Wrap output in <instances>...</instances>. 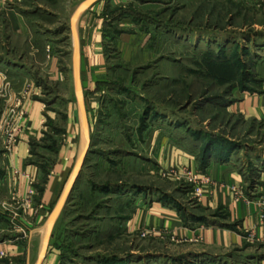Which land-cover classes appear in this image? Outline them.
<instances>
[{
	"label": "rangeland",
	"instance_id": "rangeland-1",
	"mask_svg": "<svg viewBox=\"0 0 264 264\" xmlns=\"http://www.w3.org/2000/svg\"><path fill=\"white\" fill-rule=\"evenodd\" d=\"M106 6L103 106L91 110L84 96L90 144L76 95L73 38L52 45L70 54L66 81L46 97L60 121L33 147L32 159L41 172L51 170L65 113L74 110L79 127L74 169L86 147L88 155L49 247L58 250L60 264H177L179 244L126 232L115 215L126 216L137 195L157 188L184 199L191 192L190 183L163 177L146 158L141 139L150 130L188 129L228 140L244 152L243 164L264 158V123L227 109L236 94L257 85L255 66L264 61V0H108ZM3 109L0 104V116ZM2 135L0 130V239L22 236L24 242L30 235L21 219L26 210L4 177Z\"/></svg>",
	"mask_w": 264,
	"mask_h": 264
},
{
	"label": "crops",
	"instance_id": "crops-1",
	"mask_svg": "<svg viewBox=\"0 0 264 264\" xmlns=\"http://www.w3.org/2000/svg\"><path fill=\"white\" fill-rule=\"evenodd\" d=\"M86 1L0 0V46L6 47L0 51V86L7 83L12 95L19 94L27 84L40 91L24 104L28 120L4 168L7 184L14 186L13 191L21 199L31 180L37 189L32 208L21 218L30 235L24 242L22 236L0 239V254H5L0 257V264L37 263L36 256L38 259L47 236L44 229L48 213L74 171L79 138L75 110L65 113L64 133L40 191L42 172L32 157L34 144L45 137L51 122L60 121L58 108L51 107L46 97L48 90L66 81L68 67L64 62L70 54L67 49L62 51L52 45L73 38L75 51L72 18ZM106 4L107 0H96L76 23L84 96L88 108L97 111L105 97L104 90L99 88L103 82L100 75L108 67L104 37ZM60 34L63 38L59 41L50 38ZM255 71L259 81L253 91H240L227 109L247 121L264 123L263 60ZM141 145L158 173L187 168L203 181L191 184L187 199L163 188L137 195L126 216L115 215L122 219V229L138 234L154 229L152 236L179 244V262L169 257L177 264H264L263 157L243 164L242 150L180 128L150 130L146 137L142 136ZM41 264H60L58 250L49 247Z\"/></svg>",
	"mask_w": 264,
	"mask_h": 264
},
{
	"label": "built area",
	"instance_id": "built-area-1",
	"mask_svg": "<svg viewBox=\"0 0 264 264\" xmlns=\"http://www.w3.org/2000/svg\"><path fill=\"white\" fill-rule=\"evenodd\" d=\"M40 91L33 88L31 84H27L19 94L12 95L11 89L7 83L0 86V104L3 105V112L0 116V130L4 139L5 159L13 152L19 138L25 128L28 118V112L24 107L26 101L33 95H38ZM163 177L174 178L190 184H200L203 180L199 174L190 171L187 168H171L162 170ZM30 188L22 198V204L26 211L32 208L34 196L37 194V189L34 182L30 181ZM155 233L154 229H144L140 232L143 236H151ZM5 254H0L3 257Z\"/></svg>",
	"mask_w": 264,
	"mask_h": 264
},
{
	"label": "water",
	"instance_id": "water-1",
	"mask_svg": "<svg viewBox=\"0 0 264 264\" xmlns=\"http://www.w3.org/2000/svg\"><path fill=\"white\" fill-rule=\"evenodd\" d=\"M96 0H88L86 1L80 8L76 11L72 18V29L74 33L75 39V51H74V78H75V87H76V95L78 98L79 106L82 113V124L84 128V136L86 137L87 144H90V129H89V121L86 113L85 108V99H84V91L82 87V81H81V70H80V49H79V42H78V36L76 31V23L80 17V14L86 10L93 2ZM88 155V148L86 147L82 156L79 158L78 163L75 167V171L72 174V177L70 178L67 187L65 188L64 192L62 193L57 205L53 209L50 219H48L47 227H48V236H46V239H44L43 247L41 251V256L38 264H41L44 260V257L46 256L51 238L53 236V231L55 228V225L61 216L66 204L68 203L69 197L71 193L73 192V189L75 187V184L77 180L80 178L82 169L86 160V156Z\"/></svg>",
	"mask_w": 264,
	"mask_h": 264
},
{
	"label": "trees",
	"instance_id": "trees-1",
	"mask_svg": "<svg viewBox=\"0 0 264 264\" xmlns=\"http://www.w3.org/2000/svg\"><path fill=\"white\" fill-rule=\"evenodd\" d=\"M108 1V0H107ZM105 15H106V13H105ZM104 37H105V39H106V36H105V32H104ZM107 40V39H106ZM105 40V41H106ZM106 48V47H105ZM259 81V80H258ZM102 83L103 82H101L100 84H99V88H100V90H103L104 88L102 87ZM255 87V86H254ZM254 87H250V88H245V89H243L242 91H253V88ZM56 124L55 123H53V122H51V124H50V128H52V126H55ZM62 133H64V129L62 130ZM47 134V133H46ZM45 134V135H46ZM197 135V134H196ZM198 135H199V133H198ZM206 136H208V135H206ZM208 137H210L212 140H215V141H220V142H228L229 143V145L232 147V148H234L233 147V145H232V143L233 142H230V141H228V140H220L219 138H214V137H211V136H208ZM34 146H36V143L34 144ZM49 172H50V170H48L47 172H42V175H43V178H42V181H41V184H42V187H43V185L46 183V181H47V178H48V175H49ZM81 177V176H80ZM80 179V178H79ZM78 179V180H79ZM78 182V181H77ZM39 186V185H38ZM76 188V185H75V187H74V189ZM109 187H107L106 189H108ZM74 189H73V191H74ZM38 190L40 191L41 190V188L40 187H38ZM64 211V210H63ZM60 218V217H59ZM57 224V223H56ZM56 226V225H55ZM123 264H127V262H125V263H123Z\"/></svg>",
	"mask_w": 264,
	"mask_h": 264
},
{
	"label": "bare ground",
	"instance_id": "bare-ground-1",
	"mask_svg": "<svg viewBox=\"0 0 264 264\" xmlns=\"http://www.w3.org/2000/svg\"><path fill=\"white\" fill-rule=\"evenodd\" d=\"M47 234H48V229H47ZM47 234H46V235H47ZM47 236H48V235H47ZM45 239H46V237H45Z\"/></svg>",
	"mask_w": 264,
	"mask_h": 264
}]
</instances>
